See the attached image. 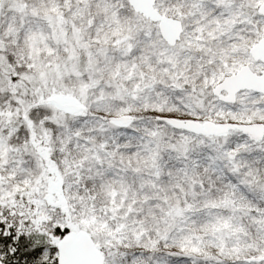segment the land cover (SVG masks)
Returning a JSON list of instances; mask_svg holds the SVG:
<instances>
[{
    "label": "snow or ice",
    "instance_id": "1",
    "mask_svg": "<svg viewBox=\"0 0 264 264\" xmlns=\"http://www.w3.org/2000/svg\"><path fill=\"white\" fill-rule=\"evenodd\" d=\"M0 264H264V0H0Z\"/></svg>",
    "mask_w": 264,
    "mask_h": 264
}]
</instances>
